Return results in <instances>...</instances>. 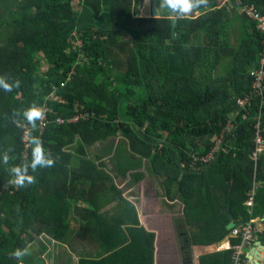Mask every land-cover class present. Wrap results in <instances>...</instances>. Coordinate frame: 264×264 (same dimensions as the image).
Segmentation results:
<instances>
[{
    "label": "trees",
    "instance_id": "trees-1",
    "mask_svg": "<svg viewBox=\"0 0 264 264\" xmlns=\"http://www.w3.org/2000/svg\"><path fill=\"white\" fill-rule=\"evenodd\" d=\"M142 1L0 0V78L13 85L0 88V264H35L48 251L41 237L69 247L78 264H187L193 246L231 234L225 208L238 229L264 213V151L250 158L258 122L264 140L258 22L234 0H208L196 16L177 18L181 38L173 40L169 19L138 16ZM241 1L264 16V0ZM247 97L246 119L236 117L224 150L191 165ZM32 106L48 109L35 127L23 117ZM33 138L53 166L31 168ZM118 138L111 152L101 150ZM17 167L35 183L16 185ZM144 175L159 185L148 187ZM128 180L140 183L136 206L114 183ZM159 187L180 203L173 228ZM258 223L263 231L253 235L264 236ZM230 256L198 264H231Z\"/></svg>",
    "mask_w": 264,
    "mask_h": 264
},
{
    "label": "built area",
    "instance_id": "built-area-1",
    "mask_svg": "<svg viewBox=\"0 0 264 264\" xmlns=\"http://www.w3.org/2000/svg\"><path fill=\"white\" fill-rule=\"evenodd\" d=\"M228 0H225V2H227ZM236 3V7L238 9V11H240L242 13V15L246 16L247 18L251 19V20H255L258 22V28L259 30L263 33L264 35V16H262L258 10L253 6V5H247L245 3H243L241 0H234ZM262 35V36H263ZM263 45H264V37H263ZM78 45H80V43H77ZM262 57H264V50L262 53ZM256 75H257V86H260V82L263 80L264 77V68L262 67L261 70L256 71ZM70 80V76H67L66 82H68ZM63 86V85H61ZM248 99L244 98V99H238L237 100V106L238 109H234L230 115L228 116V122L227 124L224 126V128L221 130L219 136L215 139L212 147L207 151V152H199L198 154L192 153L190 155V164L193 165L194 167H204L207 164H210L216 157V155L218 154V152L220 150H224L222 147V143L225 137V134L229 133L232 128H233V124L236 121V117L237 116H241L242 119H246V113H241L240 110H243L245 107V100ZM51 101V100H49ZM52 101L57 102V98H53ZM48 109H46L44 111V113H47ZM70 122V121H69ZM68 122V123H69ZM58 124H63V121L61 119H58ZM261 124L260 122L257 123V125H255L256 128V135H255V150L253 151V153L251 154L250 158L256 162L258 155H260L263 151H264V140H262L263 138H261L262 136H260L261 134V130H260ZM28 135H29V131L25 132V143L26 146L28 148ZM253 196H254V192L251 191L248 194V199L245 202V204L251 208L253 205ZM254 224V220L250 219L246 224H244L240 229L238 228H233L231 229V234L227 236L226 238V242L223 243V245L221 246H217L214 247L213 250L214 251H232V257L233 260H231L233 262V264H235L236 262V257L238 255V253L240 252V250L242 248H252V242H250L251 237L253 236L254 232H255V227L253 226ZM233 239H240V241L236 244H232L231 241Z\"/></svg>",
    "mask_w": 264,
    "mask_h": 264
},
{
    "label": "clouds",
    "instance_id": "clouds-1",
    "mask_svg": "<svg viewBox=\"0 0 264 264\" xmlns=\"http://www.w3.org/2000/svg\"><path fill=\"white\" fill-rule=\"evenodd\" d=\"M207 3H208V0H160L159 8L157 11L158 12L166 11V12L171 13V15L176 18H182V17H186L190 15L195 10L199 9L201 6H206ZM15 86L18 87L19 82H16ZM0 88H3L5 91H11L13 88V85L7 83L3 78H0ZM234 109H235V105H233L232 111ZM44 116H45L44 111L41 108H38L36 106L30 107L23 113V117L26 119L28 124L33 127H35L36 122L39 120H42ZM31 143L34 145L32 149V161L30 165L31 168L35 170L38 166L39 167L53 166L54 161L52 159H49L45 155V150L42 146V142L38 138H33ZM5 162H7V157H5ZM12 171L15 174L14 183L16 185L23 186L25 182L29 184L35 183V178L33 176H29L25 174L27 171V167H24L23 169L20 167H17V168H14ZM213 252L215 253L216 251L213 250ZM221 252H225V251H221ZM26 254H27V250L25 251L16 250L13 253V256L20 258Z\"/></svg>",
    "mask_w": 264,
    "mask_h": 264
},
{
    "label": "rangeland",
    "instance_id": "rangeland-1",
    "mask_svg": "<svg viewBox=\"0 0 264 264\" xmlns=\"http://www.w3.org/2000/svg\"><path fill=\"white\" fill-rule=\"evenodd\" d=\"M224 1L225 0H221ZM144 10V13H143ZM137 11H138V16H142V13L144 14L143 16H150L153 15L151 10H150V6L149 3L147 2V0H143L137 7ZM141 11V12H140ZM140 12V14H139ZM196 13H191L189 16H196ZM240 39V34L239 31L234 32V34L230 37L231 42L236 45L237 42ZM48 67L45 66L43 68V71H47ZM120 138L114 140L113 143H106L103 148L101 150L104 151H112V148L115 146V144H117L118 140ZM102 153V151H101ZM92 154V153H91ZM117 185V188H119V183L114 182ZM131 188V186L129 184L123 185L121 186L119 189H121L120 191L123 193V197H125L130 203H132L133 205L136 206L137 202H135L134 200H131L130 197V192L129 189ZM182 212V211H181ZM40 241L42 243L45 244V246L47 247L48 251L45 255H43L42 257L39 256L38 260H35L33 262H35V264H78L79 261V257L77 256V254L75 252H72L69 247H67L66 245H62V244H57V243H53V241H49L46 237H41ZM264 241V238H263ZM85 246H83L84 248ZM76 250L80 251L81 249L79 247L76 248ZM90 251L93 252V248L90 247H86V251L88 252ZM213 251V250H211ZM29 259L31 258V260H33L34 258H32L34 256V254L29 253ZM204 255H209V254H204ZM202 255V256H204Z\"/></svg>",
    "mask_w": 264,
    "mask_h": 264
},
{
    "label": "crops",
    "instance_id": "crops-1",
    "mask_svg": "<svg viewBox=\"0 0 264 264\" xmlns=\"http://www.w3.org/2000/svg\"><path fill=\"white\" fill-rule=\"evenodd\" d=\"M141 182H146L148 187H150L152 185H154V186H158L159 185V181L156 178H153V177H150V176L148 177L146 175H144V178L141 180ZM118 183H119L120 187L123 186V185H126V184L130 185V180L124 181V182L118 181ZM139 184L140 183L134 184V185H130L131 188L129 189V192H130V195H131L130 199L134 200L135 202H136V200L140 199L137 196L138 194L136 192V188H137V186ZM119 190H121V189H119ZM158 190L161 193V195L158 197V199L163 203V207L166 209V211L172 214V216L169 218V220H170V223H171L172 228H173L174 221L183 218V213L180 212L181 214L179 216H178V214H176V210L179 209L180 203H179L178 199H176V198L173 201L167 202L166 199H165V195L162 192L161 187H159ZM133 206H135V205H133ZM181 211H182V209H181ZM258 222H260L258 219L254 220L255 228H256L257 231H261L263 229V227ZM224 242H225V239L223 241H221L220 243L216 244V245H210V246H199L198 245V246H193V248L191 249L192 261L190 263H187V264H198L199 263V258L202 255L209 254V253H214L211 250H213V248L215 246H221ZM34 253H35V251H34ZM180 264H183V263H180Z\"/></svg>",
    "mask_w": 264,
    "mask_h": 264
},
{
    "label": "water",
    "instance_id": "water-1",
    "mask_svg": "<svg viewBox=\"0 0 264 264\" xmlns=\"http://www.w3.org/2000/svg\"><path fill=\"white\" fill-rule=\"evenodd\" d=\"M159 2L160 0H149L148 3H149V6H150V10L153 14L154 17L156 18H165V19H169L170 20V27H171V39L173 40H178L181 38V35L179 33H176L174 31V29H176L177 27V18L172 16L171 13L169 12H158V8H159ZM223 212L226 213V216L228 217V224L226 225V230H231L233 228L236 227L235 223H234V218L233 216L231 215L230 211L228 209H224ZM258 220L261 222V223H264V213L258 218ZM254 247L258 246L260 248V250L262 252H264V245L261 244L260 241H257L254 243L253 245ZM264 256V255H263ZM254 264H258V263H254Z\"/></svg>",
    "mask_w": 264,
    "mask_h": 264
},
{
    "label": "flooded vegetation",
    "instance_id": "flooded-vegetation-1",
    "mask_svg": "<svg viewBox=\"0 0 264 264\" xmlns=\"http://www.w3.org/2000/svg\"><path fill=\"white\" fill-rule=\"evenodd\" d=\"M262 224L264 225V223ZM261 231H263V229ZM263 238H264L263 235H259V236L253 235L250 239V242H252V248H242L236 257L235 264H254V263L264 264V256H263L264 252H262L258 246L256 247L253 246L254 243L257 241H260L261 244L264 245ZM218 252H221V251H218ZM218 252H215V253H218ZM209 254H212V253H209ZM230 259L233 260L232 252H231ZM231 264H233V262Z\"/></svg>",
    "mask_w": 264,
    "mask_h": 264
}]
</instances>
